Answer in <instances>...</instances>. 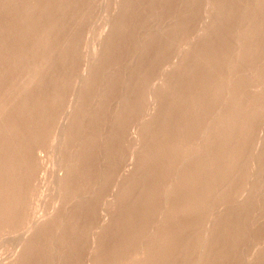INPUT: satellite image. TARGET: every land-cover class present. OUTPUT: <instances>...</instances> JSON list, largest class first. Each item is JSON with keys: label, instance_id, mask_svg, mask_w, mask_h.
<instances>
[{"label": "rangeland", "instance_id": "374dc122", "mask_svg": "<svg viewBox=\"0 0 264 264\" xmlns=\"http://www.w3.org/2000/svg\"><path fill=\"white\" fill-rule=\"evenodd\" d=\"M0 264H264V0H0Z\"/></svg>", "mask_w": 264, "mask_h": 264}]
</instances>
